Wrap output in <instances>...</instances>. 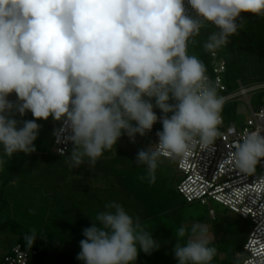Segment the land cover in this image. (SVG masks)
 <instances>
[{
    "label": "clouds",
    "instance_id": "1",
    "mask_svg": "<svg viewBox=\"0 0 264 264\" xmlns=\"http://www.w3.org/2000/svg\"><path fill=\"white\" fill-rule=\"evenodd\" d=\"M188 4L195 18L184 0H0L3 155L34 153L37 121L52 117L61 122L54 131L56 142L74 145L67 156L70 167L86 160L95 165L122 135L135 142L137 134L145 136L159 120L158 143L139 150L135 162L147 166V179L154 183L162 156L187 157L195 143L213 144L224 100L208 82L202 61L188 54V42L211 23L217 31L205 49L226 45L244 28L243 13L264 18V0ZM12 93L15 101L8 98ZM28 112L34 119L16 118ZM262 133H246L233 145L230 155L241 173H254L264 161ZM59 151L63 156L64 150ZM5 163L0 158V166ZM105 209L83 229L77 255L83 264H135L140 251L150 255L160 248L139 217L114 201ZM37 235L35 230L25 235L29 248ZM176 237L177 264H212L217 248L207 224L182 225Z\"/></svg>",
    "mask_w": 264,
    "mask_h": 264
},
{
    "label": "rangeland",
    "instance_id": "2",
    "mask_svg": "<svg viewBox=\"0 0 264 264\" xmlns=\"http://www.w3.org/2000/svg\"><path fill=\"white\" fill-rule=\"evenodd\" d=\"M10 96L16 98L15 93ZM248 99L256 109L259 102L264 99V91L251 92ZM249 116L250 110L246 101L240 100L237 117L234 120L236 127H243ZM16 118L34 119L30 112L23 117L17 115ZM37 123L40 129L34 142L36 147L34 153L30 155L17 153L8 158L3 155L0 146V158L6 161L0 166V227L2 226L0 263L4 255L16 246L20 232L32 233L35 230L38 234L36 240L40 246L55 247L57 254L74 258L75 261H68L65 264H83L77 259L81 250L80 241L85 238L82 234L83 229L92 225L97 213L106 210L107 203L114 201L122 205L134 218L139 217L146 229L153 232V238L160 243V248L150 255L140 251L135 264H158L157 261L161 258L164 264H177L174 253L169 255L165 250V245L170 239L165 233L154 229L152 225L155 224L128 208V205H140L138 202L134 203L133 198L125 193V188L129 184L136 186V182L128 178L130 174L126 171L129 166L137 169L140 172L138 175L147 179L146 165H137L136 155L139 150H147L156 144L157 135L137 134L134 144H130L126 139L123 145L129 154L135 155L132 156L134 161L130 158L129 162L124 159L119 163L113 150L107 160L102 158L97 160L95 171L96 163L88 165L86 160L81 166L73 168L70 167L67 156H64L66 159L55 156L54 131L61 127L60 121L49 117L47 120H38ZM104 171L107 172L106 175L101 173ZM120 172L124 173L119 176ZM183 178L177 169V162L159 159L154 184H157L164 200L168 201L164 208L166 212L164 219L171 222L169 229L175 243L176 230L180 226L190 229L193 223H204L209 227L211 245L217 248V254L220 253V263L223 259L227 264L225 256L230 253H237V257L242 260L241 250L251 231L249 221L242 220L213 202L207 206L198 203L188 206L183 196L176 190L177 184ZM137 186L141 189L150 188L146 182L144 184L139 182ZM210 210L215 211L216 218L210 216ZM186 239L187 236L180 242L185 243Z\"/></svg>",
    "mask_w": 264,
    "mask_h": 264
},
{
    "label": "built area",
    "instance_id": "3",
    "mask_svg": "<svg viewBox=\"0 0 264 264\" xmlns=\"http://www.w3.org/2000/svg\"><path fill=\"white\" fill-rule=\"evenodd\" d=\"M224 72V63L216 62L215 81L208 78V82L219 93L227 92L219 76ZM263 88L264 85L243 86L239 82L237 91L221 96L224 104L232 101H246L250 116L243 127L238 128L232 123L222 130L224 126L222 118L219 126L220 134L213 144L202 146L197 142L192 146L187 157H161L177 162V169L184 178L177 184L176 190L188 204L198 203L207 206L213 202L236 214L242 220L249 221L251 231L241 254L242 264H249V262L264 264V161L256 166L254 173L244 174L236 168L230 153L234 151L233 145L246 133L257 129L264 130V107L255 111L248 99L251 92H257ZM9 99L16 100L12 96ZM129 141L132 142L130 138ZM158 141L157 136L156 143ZM72 146L70 141L57 143L55 137L54 154L62 156L59 150L63 149V156H65ZM215 215V211L210 210V216L214 218ZM28 259V253L17 245L11 254L4 258L3 264H27Z\"/></svg>",
    "mask_w": 264,
    "mask_h": 264
},
{
    "label": "trees",
    "instance_id": "4",
    "mask_svg": "<svg viewBox=\"0 0 264 264\" xmlns=\"http://www.w3.org/2000/svg\"><path fill=\"white\" fill-rule=\"evenodd\" d=\"M184 3L189 14L195 18L196 13L191 9V6L188 4V0H184ZM242 15L246 17L244 28L239 30L237 34L231 36L229 38V43H227L226 45H222L214 50L205 49L204 45L208 41V37L213 32L217 31L216 27L211 23H205L204 27L201 28L199 35L191 38L188 42V54L195 55L202 61L206 69V75L212 81H215L216 77V74L214 73L215 63H224L225 72L220 74L219 76L222 80V84L226 87L227 92L219 93L217 91L219 96L237 91L239 82L243 86L264 85V18L253 16L250 13H243ZM261 91H264V88L260 89L258 92ZM151 102L155 105V98H152ZM238 102L232 101L223 104L221 116L224 120V126L222 127V130H224L230 124L235 123L234 120L237 117L238 113ZM170 103H174V101H170ZM262 107H264V99L259 102L258 107L256 109L254 108V110H260ZM154 111L156 112L158 117L162 115L160 109L154 107ZM162 130V123L158 120L154 124L152 130L147 133V135L157 134L158 131ZM126 139L130 144L136 143V141L130 142L129 137L124 134L117 142V144L114 145L111 150L105 151L100 158H102V160H107L109 154L112 153L113 150H115V155L117 156L116 158L119 163L124 161V159L129 162L130 158H132L131 160L134 161V158L132 156L135 155L129 154L127 149L123 145ZM72 147L65 156L71 155ZM55 156L58 155L55 154ZM95 166L97 170V162ZM105 172L106 171L101 173H103V175H106ZM126 172L130 174V177L128 178L136 182V186L129 184V186H126L125 188V193L127 194V196L129 195L133 198L134 203L138 202V204L140 205H128V208L137 215H140L144 219L146 218V220L155 224L152 225L154 229H158L166 234L170 241H168V243L165 245V250L169 253V255H171L173 253L175 239H173L170 234L171 229H169V226L171 225V222L165 221L164 219V216L166 215L164 208L167 206L168 201L164 200V196L161 195L160 190L157 188V184H154L155 182L150 183L149 180L145 177L139 176L138 173L140 172L137 169L129 166ZM123 173L120 172L119 176ZM139 182H141L142 184L146 182L150 188H139L140 186H137L139 185ZM119 185H121V182H119ZM188 206L191 205L188 204ZM161 218H163L162 221ZM1 230L2 226L0 227V231ZM28 234L31 233L28 231L20 232L18 234V241L16 244V246L19 245L23 251L28 253L29 259L27 264H65L68 263V261H75L72 257H63V255L57 254L55 252V247L44 248L40 246L37 240L35 241L33 246L29 248L24 240L25 235ZM13 248L4 255L3 260L0 264L4 263V258L11 254ZM241 251L243 252V248ZM219 255L220 253L215 256L212 261L213 264L220 263ZM222 258H224V255ZM225 258L227 264L243 263V259L241 260L240 258H238L237 253H230L226 255ZM222 261L224 262V264L226 263L223 259ZM157 263L164 264L163 259L161 258L160 261H157Z\"/></svg>",
    "mask_w": 264,
    "mask_h": 264
},
{
    "label": "crops",
    "instance_id": "5",
    "mask_svg": "<svg viewBox=\"0 0 264 264\" xmlns=\"http://www.w3.org/2000/svg\"><path fill=\"white\" fill-rule=\"evenodd\" d=\"M95 171H96V166H95Z\"/></svg>",
    "mask_w": 264,
    "mask_h": 264
}]
</instances>
